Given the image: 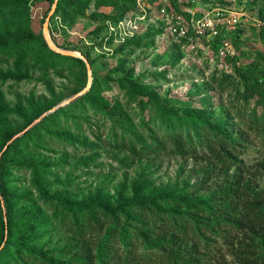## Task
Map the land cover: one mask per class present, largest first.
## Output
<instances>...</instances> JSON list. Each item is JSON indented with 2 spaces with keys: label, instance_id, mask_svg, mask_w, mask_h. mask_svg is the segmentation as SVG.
<instances>
[{
  "label": "rangeland",
  "instance_id": "rangeland-1",
  "mask_svg": "<svg viewBox=\"0 0 264 264\" xmlns=\"http://www.w3.org/2000/svg\"><path fill=\"white\" fill-rule=\"evenodd\" d=\"M211 7L237 12L238 23L224 24L216 36L170 35L172 17L183 21L186 8L199 16ZM50 8L48 0H0V38L6 45L0 51V153L7 141L29 130L35 125L26 129L30 123L78 93L75 89L87 81L85 69L74 62L36 61L15 52L17 40L28 31L42 35L44 12ZM49 34L60 48L87 54L97 80L91 99L108 110L81 105L68 121L42 128L53 142L13 149L8 163L48 165L44 183L75 202L100 195L115 205L121 198L178 190L206 170L212 177L209 187L216 189L227 177L206 156L133 154L112 141L111 129L128 131L142 121L158 128L162 114L194 113L223 121L224 129L247 150L243 176L264 191V137L249 130L239 112L244 81L264 87V0H67L50 18ZM124 77L142 84L148 95H133L119 82ZM91 84L92 75L89 88ZM8 177V186L0 184V201L16 208V192L26 189L31 176L11 170ZM258 253L264 255V229Z\"/></svg>",
  "mask_w": 264,
  "mask_h": 264
},
{
  "label": "trees",
  "instance_id": "trees-1",
  "mask_svg": "<svg viewBox=\"0 0 264 264\" xmlns=\"http://www.w3.org/2000/svg\"><path fill=\"white\" fill-rule=\"evenodd\" d=\"M65 1L57 0L54 13ZM4 43L0 38L1 52H5ZM15 52L36 61L74 62L87 76L83 60L54 52L41 34L28 31L26 38L17 40ZM83 55L92 68L93 62ZM91 75L92 84L85 93L44 115L0 153V184L9 185L11 170L31 176L26 189L16 192L20 202L16 208L0 201V264H224L229 260L264 264V255L258 253L264 191L254 189L243 176V166L249 163L247 150L224 129L222 120L212 122L198 114L170 111L162 114L158 128L142 121L128 131L111 129L113 144L133 154L161 151L193 159L206 156L227 177L216 189L209 187L212 177L206 170L195 183L185 182L178 190L121 198L115 205L100 195L75 202L44 183L48 165L8 163L13 149L24 151L53 142L42 128L68 121L81 105L108 110L91 99L97 81ZM119 82L130 87L133 95H148L134 79L124 77ZM86 83L83 79L75 92ZM240 100L239 112L246 117L247 128L264 137L263 84L245 80ZM3 144L0 140V149Z\"/></svg>",
  "mask_w": 264,
  "mask_h": 264
},
{
  "label": "built area",
  "instance_id": "built-area-1",
  "mask_svg": "<svg viewBox=\"0 0 264 264\" xmlns=\"http://www.w3.org/2000/svg\"><path fill=\"white\" fill-rule=\"evenodd\" d=\"M195 2V0H191ZM186 20L172 17L168 31L175 39H191L204 35L216 36L224 24L234 25L239 21V14L221 7H211L203 11L199 16L190 9H185Z\"/></svg>",
  "mask_w": 264,
  "mask_h": 264
},
{
  "label": "water",
  "instance_id": "water-1",
  "mask_svg": "<svg viewBox=\"0 0 264 264\" xmlns=\"http://www.w3.org/2000/svg\"><path fill=\"white\" fill-rule=\"evenodd\" d=\"M56 4H57V0H55L53 2V4L51 5V8L49 10V12L47 13V15H46V17H45V19L43 21V25H42V36H43V39H44L45 43L47 44V46L51 50H53L54 52L59 53V54L64 55V56L76 57V58H79V59L83 60L84 63H85V66H86V71H87V83H86V86L81 91H79L78 93L70 96L69 98L65 99L64 101H62L61 103L57 104L56 106H53L48 111H45L41 116H39L32 123H30L26 127V129L30 128L34 123H36L37 121H39L42 116H44L47 113L55 110L57 107H60L62 105H65V104L69 103L73 99H75L78 96H80L83 93H85L88 90V88L90 86V83H91V67H90V63L88 62L87 58L82 53H80V52L66 50V49H62V48L58 47L54 43V41L52 40V38L50 37V34H49V20H50V17L53 15V13H54V11L56 9ZM10 141L11 140L7 141V143L5 144L4 148L8 145V143H10Z\"/></svg>",
  "mask_w": 264,
  "mask_h": 264
}]
</instances>
